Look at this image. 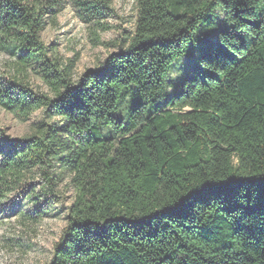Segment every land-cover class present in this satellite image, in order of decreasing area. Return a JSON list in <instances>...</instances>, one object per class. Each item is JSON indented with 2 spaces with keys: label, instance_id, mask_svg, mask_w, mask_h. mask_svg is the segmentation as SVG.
Listing matches in <instances>:
<instances>
[{
  "label": "trees",
  "instance_id": "1",
  "mask_svg": "<svg viewBox=\"0 0 264 264\" xmlns=\"http://www.w3.org/2000/svg\"><path fill=\"white\" fill-rule=\"evenodd\" d=\"M63 2L0 0V46L19 52L0 107L22 121L40 112L21 137L0 128V200L63 199L65 178L73 191L47 264H264V0H136L126 45L77 80L78 54L62 61L41 38ZM72 2L106 28L111 0ZM217 10L225 27L158 107L171 65ZM126 89L137 103L123 120Z\"/></svg>",
  "mask_w": 264,
  "mask_h": 264
},
{
  "label": "rangeland",
  "instance_id": "2",
  "mask_svg": "<svg viewBox=\"0 0 264 264\" xmlns=\"http://www.w3.org/2000/svg\"><path fill=\"white\" fill-rule=\"evenodd\" d=\"M135 18L136 0H111V11L99 20L106 27L103 29L95 26L94 22L85 23L72 0H64L62 10L55 18L47 20L41 31V38L46 44L53 46L54 54L62 61L78 54L73 69V79L77 80L86 70L98 69L109 54L121 51L126 45L124 37L134 29ZM225 25L220 10L213 16L212 24L200 25L201 42L192 46L185 56L171 65L165 77V94L158 99V107L164 108L165 101L180 89L182 80L197 62V57L216 41L217 31ZM94 31L99 34L103 43H94L92 34ZM18 54L19 52L10 46H0V77L10 73ZM30 81L34 87L47 91V87L38 76L32 75ZM135 103L137 100L133 96V90H124L114 115L126 120L129 109ZM154 110L155 106H149V112ZM39 120V110L22 121L0 107V128L11 137L18 138L30 133L33 123ZM101 130L107 137L116 140L109 127ZM36 182L35 179L34 183ZM67 182L68 178H65L59 186L64 195L63 199H42L36 204V201L28 198L27 191L22 189L11 192L0 200V264L48 263L53 245L59 239L66 223V207L73 200V191ZM39 206L41 213L37 221L26 216L34 213Z\"/></svg>",
  "mask_w": 264,
  "mask_h": 264
}]
</instances>
